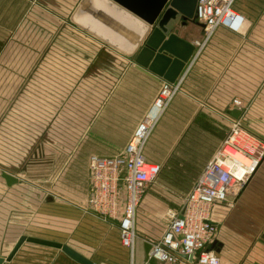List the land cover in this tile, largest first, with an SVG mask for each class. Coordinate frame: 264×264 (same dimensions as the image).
Masks as SVG:
<instances>
[{
    "label": "rangeland",
    "instance_id": "obj_1",
    "mask_svg": "<svg viewBox=\"0 0 264 264\" xmlns=\"http://www.w3.org/2000/svg\"><path fill=\"white\" fill-rule=\"evenodd\" d=\"M78 1L0 0V238L4 239L0 247L13 248L15 237L21 232H44L49 226L53 227L52 232H59V223L45 218V212L54 217L60 213V209L54 207L74 205L84 193V182L78 172L84 158L78 154L91 142L79 139L89 128L88 123L102 111L112 87L101 83L99 94L80 91L81 103L77 109L74 107L78 101L76 91L63 93L67 89L62 85L63 79H71L66 72L115 70L118 76L120 70H128L133 64L139 66L136 56L129 59L110 56L88 34L70 24L69 16ZM193 46L190 59L174 82H162L171 90L177 89L154 126V130L160 127L157 138H162L166 146H171L192 114L207 116V70L193 65L200 62L202 51L195 43ZM193 70H199L201 75L191 83L195 94L184 87ZM262 80L261 86H264V78ZM245 115V120L244 117L237 120L242 130L264 145V106L246 109ZM232 124L233 121L228 120L227 135ZM94 145L104 147L106 142L98 141ZM179 165L176 162L159 165L160 174L142 194L151 196L153 203H139L135 232L164 231V212L177 207L174 200H179L188 190L172 187L188 179L187 174L177 172ZM2 172L17 178L18 183L7 187L1 178ZM176 174H180L179 177ZM246 185L234 197L241 194ZM49 199L56 204L52 209L46 205ZM84 205L80 209L85 213ZM257 217H264L262 210L254 214L238 213V226L232 228L223 223L218 230V240L234 239L235 236H231L234 232L251 235L257 231L253 228L258 224ZM83 220L84 225L77 232L96 229L87 222L86 216ZM136 255H140L138 248Z\"/></svg>",
    "mask_w": 264,
    "mask_h": 264
},
{
    "label": "crops",
    "instance_id": "obj_2",
    "mask_svg": "<svg viewBox=\"0 0 264 264\" xmlns=\"http://www.w3.org/2000/svg\"><path fill=\"white\" fill-rule=\"evenodd\" d=\"M233 10L243 17L241 33H233L224 27L217 28L202 51L200 50V62L193 64L196 65L195 67H204L207 70L205 83L207 85V116L197 117L192 114L182 131H179L176 138L172 140L171 146H166L162 138H157L160 127L153 129V135L145 145L146 148L144 146L143 154L147 162L158 166L176 162L180 164L177 172L188 175L184 184L172 186L188 190L182 193L179 200H174L177 201V207H170L167 210L181 212L184 198L200 177L204 166L226 138L225 127L228 120L235 121L227 114L232 110V100L235 98L242 100L246 109L264 106V86H261L264 78V0H235ZM246 31H248L247 34H245ZM176 32L180 39L191 44L201 41L202 38V28L195 24L178 28ZM91 38L110 56L127 58L95 38ZM198 71H192L188 76L187 85L184 86L193 94H195V88L191 83L201 76ZM66 73L71 79L69 81L63 79L62 85L67 88L63 93L76 91L78 101H75L74 107L77 109L81 103L79 99L81 92L85 94L89 90L99 94L101 83L106 87H112L107 103L102 106V111L88 123L89 128L79 139L83 142H91L90 145L81 148L78 154L84 158V164L79 165L78 168L84 182V193L78 198L80 201L77 199V203H81L61 205L57 208L54 207L56 206L54 202L47 200L48 209L53 207L60 209V213L54 217L51 213L47 215L46 212L44 216L50 220L55 219L59 223V232H52V226L44 232H21L15 237L12 246L21 236H27L66 245L92 264H143L147 259L144 241L149 240L147 238L156 241L163 232H135L137 238L134 255L131 258L130 252L120 244L117 223L103 222L84 213L80 208L85 204L89 189L88 158L115 156L126 146L141 118L152 107L164 80L134 64L129 66L128 70H120L118 76L115 70H68ZM104 77L107 79H103ZM68 107L72 106L68 105ZM259 116L261 115L258 114ZM243 117L245 120V112L237 120ZM98 141L106 142V146L94 145V142ZM168 169L171 170V168ZM179 175L176 174L177 177ZM229 200V206L217 211L218 230L223 223L227 224V227L236 228L238 213L250 211L254 214L261 210L264 213V208L255 207L256 205L264 207V159L241 194ZM141 202L142 205L152 204L153 198L142 196ZM83 215L96 229L77 232L84 225L83 217L85 216ZM257 220L258 224L253 225L257 231L251 232V235L234 232L235 235H231L235 236L234 239L227 240L228 237H226V240H220V238L218 240L219 233H217L215 252L220 259V264H264V224H262L264 217H257ZM220 236L223 237V234L221 233ZM1 241L4 242V239L0 238ZM136 248L140 252L139 256L136 255ZM11 249L12 247L6 248L2 245L0 258H6ZM2 264L78 263L60 250L24 243L10 262L4 261Z\"/></svg>",
    "mask_w": 264,
    "mask_h": 264
},
{
    "label": "built area",
    "instance_id": "obj_3",
    "mask_svg": "<svg viewBox=\"0 0 264 264\" xmlns=\"http://www.w3.org/2000/svg\"><path fill=\"white\" fill-rule=\"evenodd\" d=\"M235 0H196L194 16L203 26L200 49L219 27L233 33L243 30V17L233 10ZM177 89L163 83L150 110L138 123L126 146L115 156H91L88 161L89 189L85 213L103 222L118 224L120 244L134 255L135 218L142 194L155 180L160 167L146 161L143 150L160 115ZM243 114L242 100L231 102ZM264 159V145L246 134L233 121L214 156L182 202L181 212L166 210L165 229L150 246L143 264H220L215 252L217 211L242 189Z\"/></svg>",
    "mask_w": 264,
    "mask_h": 264
},
{
    "label": "water",
    "instance_id": "obj_4",
    "mask_svg": "<svg viewBox=\"0 0 264 264\" xmlns=\"http://www.w3.org/2000/svg\"><path fill=\"white\" fill-rule=\"evenodd\" d=\"M196 0H80L69 16L72 26L95 38L119 54L173 83L180 69L188 62L195 47L177 36L178 28L195 24L203 29L194 16ZM167 65V66H166ZM227 114L237 120V110ZM7 187L18 179L1 173ZM35 244L60 250L78 264H92L66 245L21 236L0 264L10 262L24 244ZM145 252L150 246L145 244Z\"/></svg>",
    "mask_w": 264,
    "mask_h": 264
}]
</instances>
